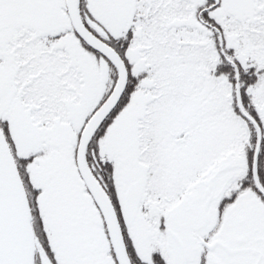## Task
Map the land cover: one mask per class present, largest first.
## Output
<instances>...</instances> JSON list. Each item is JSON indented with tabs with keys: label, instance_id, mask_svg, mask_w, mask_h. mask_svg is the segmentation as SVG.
I'll use <instances>...</instances> for the list:
<instances>
[{
	"label": "snow or ice",
	"instance_id": "obj_1",
	"mask_svg": "<svg viewBox=\"0 0 264 264\" xmlns=\"http://www.w3.org/2000/svg\"><path fill=\"white\" fill-rule=\"evenodd\" d=\"M0 264H264V0H0Z\"/></svg>",
	"mask_w": 264,
	"mask_h": 264
}]
</instances>
